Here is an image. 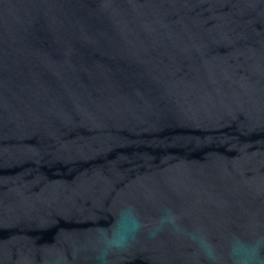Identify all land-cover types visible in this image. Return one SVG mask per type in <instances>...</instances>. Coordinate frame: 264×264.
Returning <instances> with one entry per match:
<instances>
[{
  "label": "water",
  "instance_id": "1",
  "mask_svg": "<svg viewBox=\"0 0 264 264\" xmlns=\"http://www.w3.org/2000/svg\"><path fill=\"white\" fill-rule=\"evenodd\" d=\"M122 209L109 264L264 236V0H0V264H97Z\"/></svg>",
  "mask_w": 264,
  "mask_h": 264
},
{
  "label": "clouds",
  "instance_id": "2",
  "mask_svg": "<svg viewBox=\"0 0 264 264\" xmlns=\"http://www.w3.org/2000/svg\"><path fill=\"white\" fill-rule=\"evenodd\" d=\"M120 217L127 221V227H121L117 224L111 229L100 231L101 247L97 255V264H109V257L128 249L144 228L134 210L122 209ZM165 227H170L177 232L181 231L175 214L165 212L153 227L150 235H157ZM190 237L197 244L209 264H219L215 247L210 242L198 232L191 233ZM229 255L232 264H264V236H258L247 241L234 237L230 245Z\"/></svg>",
  "mask_w": 264,
  "mask_h": 264
}]
</instances>
